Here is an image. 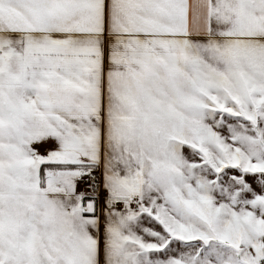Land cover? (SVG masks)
I'll return each mask as SVG.
<instances>
[{
    "label": "snow or ice",
    "instance_id": "6c2138e0",
    "mask_svg": "<svg viewBox=\"0 0 264 264\" xmlns=\"http://www.w3.org/2000/svg\"><path fill=\"white\" fill-rule=\"evenodd\" d=\"M0 264H264V0H0Z\"/></svg>",
    "mask_w": 264,
    "mask_h": 264
}]
</instances>
